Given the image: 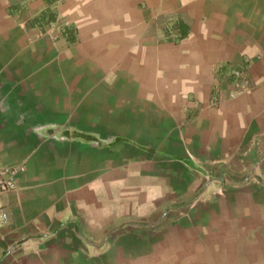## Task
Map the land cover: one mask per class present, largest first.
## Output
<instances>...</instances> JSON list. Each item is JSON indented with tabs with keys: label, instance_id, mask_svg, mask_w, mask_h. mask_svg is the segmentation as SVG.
Instances as JSON below:
<instances>
[{
	"label": "crops",
	"instance_id": "crops-1",
	"mask_svg": "<svg viewBox=\"0 0 264 264\" xmlns=\"http://www.w3.org/2000/svg\"><path fill=\"white\" fill-rule=\"evenodd\" d=\"M0 163V264H264V0H0Z\"/></svg>",
	"mask_w": 264,
	"mask_h": 264
},
{
	"label": "built area",
	"instance_id": "built-area-1",
	"mask_svg": "<svg viewBox=\"0 0 264 264\" xmlns=\"http://www.w3.org/2000/svg\"><path fill=\"white\" fill-rule=\"evenodd\" d=\"M58 2V0H48V3L53 4V6ZM56 22V18L55 21ZM234 75L237 76V84L235 89L230 93L235 94L236 92L247 87L246 77L241 78L238 72L233 71ZM20 168L18 166L5 165L0 163V194H4L16 189V180ZM8 214L0 207V231L7 225ZM1 234V233H0ZM3 237L0 235V241Z\"/></svg>",
	"mask_w": 264,
	"mask_h": 264
}]
</instances>
